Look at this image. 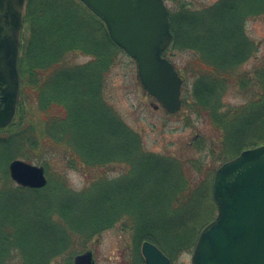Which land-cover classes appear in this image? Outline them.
I'll list each match as a JSON object with an SVG mask.
<instances>
[{
	"label": "trees",
	"instance_id": "obj_1",
	"mask_svg": "<svg viewBox=\"0 0 264 264\" xmlns=\"http://www.w3.org/2000/svg\"><path fill=\"white\" fill-rule=\"evenodd\" d=\"M165 1L172 2L170 49L190 52L184 67L174 63L183 81L177 114L197 115L218 133L216 140H194L193 147L201 143L203 150L210 142L211 165L203 168V160L147 151L141 135L106 105L105 80L122 49L88 7L81 1L40 0L34 11L36 0H27L24 20L30 22L31 36L22 42L20 102L13 122L0 128V264H12L19 253L22 264H52L62 256L63 264H74L78 240L88 241L118 225L132 236L133 264H144L138 249L144 241L173 260L194 250L201 230L214 219L216 170L264 143V61L251 72L241 71L257 45L246 24L264 19V0H217L202 7L187 0ZM80 53L91 61L72 68L70 54ZM231 87L246 96L244 104L225 106ZM58 155L71 168L82 164L96 177L88 172L91 183L67 193L64 177L49 174ZM16 158L44 166L48 185L18 186L8 168ZM116 168L121 175L111 177ZM56 201L62 205L55 206ZM77 201H91L89 214L80 221L88 226L85 233L68 220ZM203 206L210 215L197 221L192 215Z\"/></svg>",
	"mask_w": 264,
	"mask_h": 264
},
{
	"label": "water",
	"instance_id": "obj_2",
	"mask_svg": "<svg viewBox=\"0 0 264 264\" xmlns=\"http://www.w3.org/2000/svg\"><path fill=\"white\" fill-rule=\"evenodd\" d=\"M106 25L112 41L132 57L146 92L168 112L182 107V78L164 56L172 45L169 10L164 0H81ZM26 0H0V128L16 117L20 95V35ZM22 187L42 189L44 166L22 159L9 165ZM216 217L200 232L192 264H264V144L243 150L223 163L214 176ZM145 264H172L154 243L142 244ZM74 264H95L91 251Z\"/></svg>",
	"mask_w": 264,
	"mask_h": 264
},
{
	"label": "rangeland",
	"instance_id": "obj_3",
	"mask_svg": "<svg viewBox=\"0 0 264 264\" xmlns=\"http://www.w3.org/2000/svg\"><path fill=\"white\" fill-rule=\"evenodd\" d=\"M74 1L78 2L79 0ZM187 1L192 3L193 7H202L211 5L217 0ZM39 2L40 0H36L34 11L38 8ZM166 3L168 6L172 5L171 1H167ZM67 7L70 8L71 6L68 5ZM33 26L34 28L38 27L36 22H34ZM246 33L257 45L253 57L242 66L241 71L251 72L256 66L264 61V19H250L246 24ZM29 36H31L30 22L24 24L20 36L21 44L23 41L26 42V39ZM168 50L167 56L169 57V60L177 66L184 67L186 62L190 61V52H179L170 48H168ZM70 55L72 56L68 58V64L71 65L72 68L82 67L91 61V57L82 53L78 55ZM22 56L23 52L21 57ZM27 62L26 57L22 62L24 71L26 70ZM114 62L115 63L110 68L105 80V86L102 93L103 100L106 105L112 109V111L116 113L126 125H128L129 128L141 135L145 149L149 152H155L160 155L174 156L182 161L189 160L193 157L196 160H203V168L210 166L212 163L211 156L209 155L210 152H208L210 149V142H208L205 150L202 149V145H200L201 143L198 145L196 144V148L193 147L194 140L200 136L208 138L209 141L218 138V133L213 130L210 123L197 115L190 117L185 114L180 115L177 113H168V111L154 97L146 92L138 77L136 61L124 50H119L117 52ZM52 72H54V70ZM50 76L51 78H54V74H51ZM50 76H48L49 79ZM40 79L41 81L43 80L42 78ZM223 101L225 106L231 107L244 104L247 101V98L241 94L237 88L235 89L231 87L225 94ZM55 115L56 114H54V116ZM59 156L61 155H58V157L52 160V163L49 166V174L53 179H56V177L58 178L60 175L64 177L67 183L65 188L67 193H77L87 187L89 183H91L88 172H90V174L92 173L91 177H96V172L86 171V167L82 164L79 166L77 165V168H71L68 163L64 162ZM22 160L26 161L25 159ZM121 173L120 169L116 168L115 171L110 173V176L118 177ZM47 179L49 180L48 175ZM60 195L63 196V193L61 192ZM59 204L60 206L62 205L60 201H56L54 205L59 206ZM90 206L91 201H77L76 208L73 210V215L70 219L68 218L72 224L82 226L81 230L84 233L88 226L86 223L82 225L80 221L89 214L87 210ZM59 209H62V207ZM209 215L210 212L208 211V208L203 206L192 216L197 218V221H202ZM216 215L217 210L211 218H215ZM77 234L78 233L74 234V242L79 238V235ZM84 241L85 239H80L77 241V244H74L76 247L74 248V259L76 256L86 253V251H91L94 255L95 264H133V253H130L131 249L129 248L131 247L132 236L130 233L122 231L119 225L105 230L99 235H93L90 240ZM139 248L142 254V245H140L138 249ZM192 253L193 250L182 251L175 255L173 260L170 257L169 258L171 259L172 264H192ZM62 257L55 259L52 264H63ZM23 260V256L19 253V256L12 261V264H22Z\"/></svg>",
	"mask_w": 264,
	"mask_h": 264
}]
</instances>
